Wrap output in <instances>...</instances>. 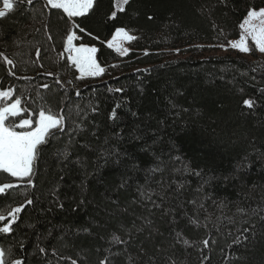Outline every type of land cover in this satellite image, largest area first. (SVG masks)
I'll list each match as a JSON object with an SVG mask.
<instances>
[{
	"label": "trees",
	"instance_id": "trees-1",
	"mask_svg": "<svg viewBox=\"0 0 264 264\" xmlns=\"http://www.w3.org/2000/svg\"><path fill=\"white\" fill-rule=\"evenodd\" d=\"M42 3L37 0L34 8L26 6L23 16L17 13L0 20V52L16 62L12 69L16 75L12 76L8 71L11 66L0 60V89L15 88L23 96L24 105L32 109L43 103L41 97L53 112L80 105L88 118L84 122L86 131L75 137L79 144L89 143L96 149L116 147L127 152L128 159L137 160L142 170L128 174L124 167L109 163L88 177L81 191L85 171L94 172L103 161L76 145L71 160L79 158L83 168L59 162L55 149L62 150L68 141L66 135L61 136L59 141L44 146L36 165V187L22 185L12 190L11 198H0V204L13 207L24 202L22 194L34 200L19 214L14 239L5 238L4 246L23 239L26 264H71L61 257H71L78 264H100L105 257L110 264H167L169 257L177 264H264V238L253 233L248 241L241 237V242H233L249 219L236 213L237 206L264 207V160L259 155L264 154V54L255 47L250 54H207L214 45L239 39L245 9L250 5L264 7V0H130L126 11L118 13L115 20L107 19L111 0H98L93 13L76 18L86 31L77 30L81 38L75 43L97 47V60L107 70L102 78L84 80H75L79 73L68 66L66 59L58 57L71 25L57 10L42 17L38 11ZM149 16L153 19L149 20ZM42 20L48 24L52 40L47 39ZM119 27L137 37L126 57L106 45ZM37 47L41 56L33 63ZM177 50L178 55L174 54ZM46 72L55 73L62 83L57 84L55 76L44 75ZM69 80L75 88L67 84ZM43 84L50 88L43 89ZM117 88L123 91L116 92ZM77 89L79 97L75 95ZM248 98L256 101L253 110L242 105ZM90 106L97 111L91 112ZM113 109L117 113L114 120L109 119ZM141 134L143 140L133 139ZM153 134L163 144L174 146V155L181 156L191 169L202 170L204 178L210 180L204 191L212 199L205 202L207 212L198 213L201 225L207 223V228L193 227L182 216H196L197 209L188 201L204 199V193H196L201 180L195 175L164 173L169 182H185L179 192L173 185L166 194L161 193L159 186L152 183L151 187L165 195L164 208L176 209L175 212H150L151 204L132 203L137 199V183L144 182L145 170L152 166L151 152L160 147L153 144L149 152L142 150L144 140L152 144ZM245 154L255 157L247 175L242 180L223 182L221 178L231 173ZM125 175L131 178L125 188H119ZM8 181L18 183L0 174V183ZM57 198L64 209L57 206ZM81 198L85 203L73 211ZM213 200L223 201L227 207L221 210ZM208 214L211 222L204 219ZM177 215L182 217L180 222L170 224ZM227 217H234L235 223ZM141 218L152 220L150 229L145 226L143 232L133 231L130 240L124 235L126 244L110 243L113 233L123 235L119 232L121 225L131 228L135 221L139 227L144 223ZM251 219L257 230L264 232L257 218ZM172 227L182 231L192 246L176 245ZM83 228L89 231H76ZM41 235L44 239L40 245L47 249L46 255L39 254L35 247ZM203 239L210 241L207 248L201 243Z\"/></svg>",
	"mask_w": 264,
	"mask_h": 264
},
{
	"label": "snow or ice",
	"instance_id": "snow-or-ice-1",
	"mask_svg": "<svg viewBox=\"0 0 264 264\" xmlns=\"http://www.w3.org/2000/svg\"><path fill=\"white\" fill-rule=\"evenodd\" d=\"M37 0H0V20L13 17L17 13L21 16L25 15L27 12L26 6H33ZM225 2V0H221ZM130 0H111L109 13L107 19L115 20L118 13H123L126 11V6L129 5ZM98 8V0H43L42 8L39 14L43 17L46 14H52L53 10H57L61 14L62 19H66V22L71 25L68 29L66 37L63 42V51L58 53V57L66 59L68 66L75 69L79 75L74 77L75 80H84L85 78L91 77L96 78L105 74L106 68L101 66L98 62L96 54L98 49L95 46L89 47L85 44L77 45L75 41L79 40L81 37L77 35V30L80 33H84L86 30L77 23L76 18L86 17L90 13H93ZM35 10V9H34ZM246 14L242 18V22L239 23V39L234 41H229L228 46L234 50H238L242 53H249L253 50L249 46V40L253 42L255 50L260 53H264V7L248 6L245 9ZM149 20L153 19L152 16L148 17ZM44 23V21H41ZM215 27V25H214ZM45 35L48 40H52V35L48 31V24L44 23ZM39 31V29H37ZM221 34L223 30L221 29ZM88 35H92L88 33ZM2 38V37H0ZM98 39V38H97ZM137 37L130 32V30L124 27L116 28L112 40L107 43L108 48L115 49L117 53L121 56H126L129 53V49L124 46L125 42H132L136 40ZM224 48L225 45H219ZM179 50H177L178 52ZM147 54V53H146ZM41 56V49L39 47L35 50L36 63L39 61ZM0 60H2L7 65H10L9 74L15 76L16 73L12 71L16 67V62L10 59L3 52H0ZM39 67L43 68V64ZM111 67H117V65H112ZM44 75L55 76V82L61 84L59 76L53 72H46ZM23 79H29L28 77H23ZM68 85H72L75 88V84L72 80L67 81ZM43 89H49L50 85H41ZM109 91H112L109 89ZM116 92L123 91L120 88L115 89ZM77 97L80 96V91L77 89L75 91ZM15 96V99L13 97ZM43 103L37 105L35 109L24 105L23 96L17 94L16 89L9 87L6 90L0 89V174H6L8 177L15 178L16 182L8 181L0 183V198L9 199L13 196L12 190L20 188L22 185L25 187L35 188L36 184L34 182V176L36 174V165L38 160L42 158L44 151V146L50 145L52 141H59L61 136L66 135L68 141L64 148H56L54 152L55 158L67 165L68 163L79 164L83 168V164L79 158L76 160H71L72 149L76 145L84 150H90L93 154L97 155L98 160L103 161V165L97 164L96 170L92 173L85 171V180L81 182V191L85 190L86 180L90 176H95L100 169L109 163L117 166H122L126 169L128 174H134L140 172V164L135 159H128L127 152H121L116 147H103L96 149L92 147L91 144H79V141L75 139L77 135L86 131L84 122L88 118L87 111L80 105L76 104L70 108H59L57 111L53 112L52 108L47 105V100L41 97ZM242 105L247 110H253L256 107V101L248 98L243 99ZM116 107H120L119 104ZM175 107V105H173ZM91 112L95 113L97 111L96 107L90 106ZM27 113V117L24 116ZM135 116L136 113H133ZM73 116L76 119H73ZM117 113L115 109L110 113L109 119H115ZM92 136H96L93 132ZM123 139L122 136L119 137ZM134 140H143V134L133 136ZM152 144H148L144 140V152H149L152 149L153 144H160V147L155 151L151 152L152 155V166L145 170L143 177L144 182L137 183L136 192L137 199L133 200L132 203H142L145 206L151 204L152 209H160L165 215L169 211L175 212L176 209H165L164 200L165 195L157 192V190L151 187L152 183L155 182L161 193H167L168 189H172L175 185L174 191L179 192L185 187V182H181L177 179H172L170 182L165 180L164 173L168 172L171 175L185 176V175H195L199 177L201 183L196 189V193H204V199L193 198L188 201L189 204L193 205L197 209V215L189 217L187 213H183L182 216L186 220V223L199 228L203 226L208 227L205 223L201 225L198 218V213L200 210L207 212L205 202L211 200L212 197L204 191V186L209 184L210 180L205 179L202 170L191 169L187 163H185L181 156L174 155V146H169L163 144L159 138L155 137V134L151 137ZM105 144L108 140L105 139ZM262 160H264V154H259ZM255 157H251L249 154L241 156L236 166L232 169V172L228 175L223 176L221 179L223 182H228L235 180L237 178L243 179L247 175V171L252 167V160ZM177 165H181L178 167ZM159 174V179H156V175ZM131 178L130 175H125L119 188H125L128 184V180ZM60 179H63L61 177ZM215 179V177L210 178ZM56 189L53 194L55 195ZM24 195V202L20 203L18 206L13 207L12 205H2L0 204V264H26L23 249L25 248L23 239H16L14 243H9L7 247L4 246L3 240L5 238L14 239L13 234L18 227L17 221L19 219V214L24 210L25 207L34 204V200L29 198L27 194ZM156 197V199H154ZM157 200L160 202L158 203ZM117 201L113 200L112 203ZM57 206L60 209H64V204L60 203L57 198ZM85 200L80 199L77 208H73L76 211L79 206L83 205ZM213 204H216L219 209L227 207V204L223 201L217 203L213 200ZM183 206L181 205V208ZM51 211V209H49ZM124 211H127L125 209ZM236 213L242 217H249L246 220V226L238 235L234 243L241 242V237L243 241H248L250 234H257L261 238H264V232H259L257 230V224L251 219V217H256L260 223L261 229H264V207L257 206L253 209H245L243 207L237 206ZM181 216H173L170 224H178L181 220ZM144 223L137 227L136 222L132 221V227L128 228L126 225H121L119 232L121 234L113 233L110 243L114 245L126 244L123 236L127 235L129 240L133 231L143 232L145 226L149 229L152 225V220L149 218H141ZM206 221L211 222V214H208L204 218ZM220 219V217H217ZM230 223H235L234 217H227ZM16 226V227H14ZM218 230V229H217ZM78 233L80 231L88 232V228L77 229ZM171 232L174 236L176 245L191 247V242L185 238L182 231H177L175 227L171 228ZM51 235V232H48ZM63 237H61L62 239ZM44 237L37 236V242L35 244L36 250L39 254L46 255L47 249L40 245V241ZM202 245L207 248L209 246V239H203ZM53 255L57 254V250L53 248ZM142 251V249H141ZM118 254V253H117ZM61 259H68L71 264H78V261L72 259L71 257H61ZM207 259V257H205ZM100 264H110V260L105 257V259L100 261ZM167 264H177L176 260L169 257Z\"/></svg>",
	"mask_w": 264,
	"mask_h": 264
},
{
	"label": "rangeland",
	"instance_id": "rangeland-1",
	"mask_svg": "<svg viewBox=\"0 0 264 264\" xmlns=\"http://www.w3.org/2000/svg\"><path fill=\"white\" fill-rule=\"evenodd\" d=\"M0 7H2V5H0ZM112 39V38H111ZM111 39L109 40V41H111ZM238 40V39H237ZM108 41V42H109ZM232 41H234V40H232ZM107 42V43H108ZM133 42V41H132ZM132 42H125L124 43V46L125 47H127L129 50H130V46H131V44H132ZM107 43H106V45H107ZM249 46L250 47H252V48H254V45H253V42L251 41V40H249ZM89 47H92V46H89ZM97 48V47H96ZM110 49H112V48H110ZM114 51H115V49H113ZM116 52V51H115ZM235 52H240V51H238V50H234V49H232L231 47H229L228 46V44H226L225 45V47L224 48H221L219 45H214V46H212V47H210V51L207 53V54H212V55H226V54H232V53H235ZM117 53V52H116ZM129 53H130V51H129ZM128 53V54H129ZM240 53H242V52H240ZM117 54H119V53H117ZM127 54V55H128ZM174 54H176V55H178V52H176V53H174ZM243 54H250V52L249 53H243ZM262 54H264V53H262ZM97 55V54H96ZM126 55V56H127ZM121 56V55H120ZM126 56H121V57H126ZM97 57V56H96ZM103 77V75L102 76H100V77H96V78H91V77H88V78H91V79H99V78H102Z\"/></svg>",
	"mask_w": 264,
	"mask_h": 264
},
{
	"label": "crops",
	"instance_id": "crops-1",
	"mask_svg": "<svg viewBox=\"0 0 264 264\" xmlns=\"http://www.w3.org/2000/svg\"><path fill=\"white\" fill-rule=\"evenodd\" d=\"M112 40V39H111Z\"/></svg>",
	"mask_w": 264,
	"mask_h": 264
}]
</instances>
